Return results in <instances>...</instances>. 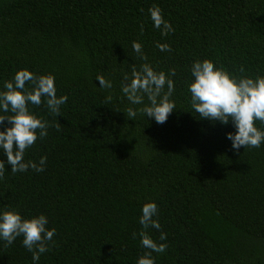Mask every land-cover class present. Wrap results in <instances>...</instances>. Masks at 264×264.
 Listing matches in <instances>:
<instances>
[{"label": "trees", "instance_id": "1", "mask_svg": "<svg viewBox=\"0 0 264 264\" xmlns=\"http://www.w3.org/2000/svg\"><path fill=\"white\" fill-rule=\"evenodd\" d=\"M154 6L174 29L167 35L152 26ZM204 59L237 77L264 76V0H0V91L27 69L52 75L56 96L68 98L57 115L43 97L27 105L47 135L24 159L46 157L44 170L13 174L6 163L0 175V208L43 214L55 229L38 264H136L150 251L141 231L166 244L154 264H264V144L234 151L232 122L192 109L190 66ZM145 63L174 84L176 108L162 124L127 117L143 104L124 97L123 76ZM150 201L159 230L138 223ZM21 240L0 241V264H32Z\"/></svg>", "mask_w": 264, "mask_h": 264}, {"label": "clouds", "instance_id": "2", "mask_svg": "<svg viewBox=\"0 0 264 264\" xmlns=\"http://www.w3.org/2000/svg\"><path fill=\"white\" fill-rule=\"evenodd\" d=\"M148 12L152 26L159 29L162 36L174 30L163 19L158 6L149 8ZM156 47L160 51L169 50L166 43H157ZM141 48L140 43H132L133 51L143 58ZM173 74L170 70L169 76ZM190 75L193 79L188 83L187 89L192 109L202 119L219 121L221 124L231 121L235 131L226 132L225 138L230 141L234 151L241 147L258 148L264 144V131L254 126V121L264 124V76L237 77L214 66L208 59L193 61ZM123 79L128 81L121 85L120 91L124 97L132 105L143 104L141 108H127L129 119L134 120L138 113H142L144 117L162 124L176 108L175 103L169 99L174 84L164 72H156L145 63L140 66L139 71L132 68L130 79L128 74ZM96 81L99 87H112L111 81L101 76H97ZM26 82L31 85L30 91L25 87ZM165 86L167 90L162 94ZM42 97L49 112L55 115L60 114V105L68 99L66 95L56 96L54 77L50 74L35 75L27 69H20L14 73L11 81L3 82V90L0 91V125L7 120L10 126L0 131V153L6 158L0 160V175L5 171L6 163L13 174L29 169L36 173L44 170L46 157L41 156L38 162L24 159L25 150L38 138L47 135V123L27 107L28 104L40 105ZM145 97L147 104L143 103ZM156 214L155 202L144 203L138 218L141 228L159 230L160 224L153 219ZM47 224L48 219L43 214L25 218L15 210L0 208V241L10 245L17 237H22L21 244L31 254L32 264H38L40 255L48 251L49 242H52L55 235V229L46 227ZM135 235L133 233L134 238ZM139 236L141 246L150 251L138 257L136 264H154L151 253H162L166 244L154 242L145 231H141ZM159 240H165L164 233H160Z\"/></svg>", "mask_w": 264, "mask_h": 264}]
</instances>
